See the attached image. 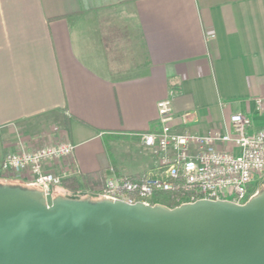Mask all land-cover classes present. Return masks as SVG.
I'll use <instances>...</instances> for the list:
<instances>
[{"label":"crops","instance_id":"0c3cea01","mask_svg":"<svg viewBox=\"0 0 264 264\" xmlns=\"http://www.w3.org/2000/svg\"><path fill=\"white\" fill-rule=\"evenodd\" d=\"M164 98L179 132L224 131L234 112L264 130V0H0V159L50 138L74 145L73 177L150 169L140 133Z\"/></svg>","mask_w":264,"mask_h":264},{"label":"water","instance_id":"95a60500","mask_svg":"<svg viewBox=\"0 0 264 264\" xmlns=\"http://www.w3.org/2000/svg\"><path fill=\"white\" fill-rule=\"evenodd\" d=\"M0 264H264V187L169 207L0 184Z\"/></svg>","mask_w":264,"mask_h":264},{"label":"built area","instance_id":"2783aa9c","mask_svg":"<svg viewBox=\"0 0 264 264\" xmlns=\"http://www.w3.org/2000/svg\"><path fill=\"white\" fill-rule=\"evenodd\" d=\"M256 109H262V98H255ZM156 129L140 133L142 144L155 157V165L129 175L110 176L94 196L127 203H159L154 198L171 192L178 203L197 199L229 200L243 203L259 191L264 180V130L248 133L250 119L234 112L224 131L205 134L179 132L173 129V110L167 98L156 103ZM189 112H183L187 116ZM74 145L50 138L31 141L26 146L18 141L16 150L0 159V177L25 179L39 189L58 185L76 170L72 153ZM60 161L57 173L44 169L45 163ZM72 163V164H71Z\"/></svg>","mask_w":264,"mask_h":264},{"label":"trees","instance_id":"16d2710c","mask_svg":"<svg viewBox=\"0 0 264 264\" xmlns=\"http://www.w3.org/2000/svg\"><path fill=\"white\" fill-rule=\"evenodd\" d=\"M105 181V175L102 171L97 170L83 174L79 177L69 176L63 178L57 185L64 188L66 191L75 193L79 191H88L90 194H96L102 188ZM53 186V185H52ZM56 195V193H55ZM97 199V197H96ZM95 200V198H93ZM154 201L165 204L169 207L178 205L173 200L171 192H161L155 198Z\"/></svg>","mask_w":264,"mask_h":264},{"label":"rangeland","instance_id":"374dc122","mask_svg":"<svg viewBox=\"0 0 264 264\" xmlns=\"http://www.w3.org/2000/svg\"><path fill=\"white\" fill-rule=\"evenodd\" d=\"M136 147H137L136 145H132L131 143H126L125 142V143H122V144L116 146L113 149H114L115 152L116 151L122 152V153L124 152L125 154H123L122 157L126 158V157H129V156H131L133 154V152L136 150ZM142 152H144V151H142ZM7 183H10V184L19 183L20 185L35 186L32 183L31 184H26V183H24L22 181H18V180H12V179L0 180V184H7ZM35 187H37V186H35ZM263 187H264V180H262L261 183H260L259 191ZM54 188H57V185H54ZM58 193H60L61 195H64V194H62L63 191H61V190H59ZM54 194H55V192H54ZM69 195H72L74 198H89V199L95 198L96 199V196L91 195V194H89V193H87L85 191H79V192H75V193H70Z\"/></svg>","mask_w":264,"mask_h":264}]
</instances>
